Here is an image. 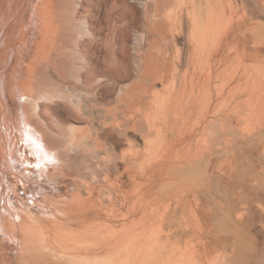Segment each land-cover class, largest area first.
I'll list each match as a JSON object with an SVG mask.
<instances>
[{
  "label": "rangeland",
  "instance_id": "obj_1",
  "mask_svg": "<svg viewBox=\"0 0 264 264\" xmlns=\"http://www.w3.org/2000/svg\"><path fill=\"white\" fill-rule=\"evenodd\" d=\"M53 1L56 5L57 0ZM75 1L77 15L86 16L92 24V37H85L88 40L84 46L88 54L96 58L94 62L99 65V74L107 79L100 85L101 96L104 97L99 99L102 101L86 103L89 118L85 115L79 118L71 112L65 120L66 124L81 128L85 124L84 127L90 129L89 148H95V153L88 152L87 156L95 170L88 173L91 189L89 192L84 190V196L91 194L92 200L102 206L106 217L115 216L112 219L116 229H123L135 219L137 232H142V235L152 233L143 235L145 241L137 240V246L143 245L146 249L154 246L152 249L156 251L162 247L169 249L177 240L176 243L181 245L186 239L196 244L199 237L201 242L196 249L199 248L200 258L203 256L202 264H210L208 260H218L216 263L211 261L214 264L227 263L228 255L230 264H264V107L260 103L262 101L256 105L260 96H264V0H211L214 7L224 9V21L229 19L235 23V28L221 46L214 41L211 45L204 44L197 31L195 35H200L195 38L197 43L189 37L191 23L186 11L188 6H194L192 0ZM196 1L193 0L197 8L203 6L204 0ZM109 43L115 49L110 48ZM110 53L115 54V58L112 57L114 65ZM203 70L210 79L204 80ZM52 74L58 77L56 72ZM111 75L116 78L117 88L114 94L107 96ZM171 87L173 91L166 109L169 122L162 124L151 105V97L153 92L166 93ZM127 89L130 92L134 90L135 96L128 92L131 98H126ZM118 90H125L120 94L124 101L120 95L121 102L118 98L116 100ZM202 93L206 97L201 102ZM249 97L254 98L253 102L248 100ZM126 100H130V105L125 106ZM236 101L242 104H237V107ZM142 109L148 113L151 110L155 119L152 120L151 116L150 123H146ZM221 111L226 114H221ZM203 112L207 115L202 120ZM212 112L215 117L210 116ZM227 117L231 118V130L226 127L228 124H224L225 130L220 125L221 119L226 120ZM249 119L255 120L251 122ZM210 120H215V125H208L210 132H214L211 133L213 137L207 135L210 141L216 135L214 128L216 136L228 129L227 135L232 134L239 140H229L228 143H215L213 140L219 154L204 158L202 154L210 141L202 128ZM133 123L134 128H130ZM166 126L172 127L169 131L173 137L172 155L160 163L155 176L150 175V161L147 165L137 166L139 163L133 165L125 159L124 153L130 148L136 152L144 148V135L153 137L158 128L162 130ZM257 128L261 129L258 134ZM203 133L206 138H203ZM244 137L248 138V143L243 142ZM205 139L208 142L204 143ZM112 141L114 147L110 145ZM256 146L257 155L247 154ZM108 157L112 162H108ZM256 157L261 161L260 167L254 166ZM77 172L71 171L72 178H77ZM111 208H115V212H111L114 211Z\"/></svg>",
  "mask_w": 264,
  "mask_h": 264
},
{
  "label": "bare ground",
  "instance_id": "obj_2",
  "mask_svg": "<svg viewBox=\"0 0 264 264\" xmlns=\"http://www.w3.org/2000/svg\"><path fill=\"white\" fill-rule=\"evenodd\" d=\"M191 2L194 6L189 7L187 3L186 13L191 23L189 37L192 41L201 35L200 40L203 39L206 45L213 43L211 41L218 46L224 45L230 32L235 28V23L229 19L227 22L224 21V9L214 7L211 0H204L202 7L198 2L200 8L195 6L193 0ZM76 7L75 0H57L56 5L53 0H0V264H202L203 256L201 255L202 258H200L199 248L196 249L201 242L199 237L196 239V244L193 243L194 245L188 239L183 245L176 243L179 240L174 239L176 242L172 244V247L167 249L164 246L165 248L162 247L163 249L156 251L152 249L154 246L151 249H146L143 245L137 246V240H144V234L152 233L145 232L142 235V232H137L135 219L123 229L121 227H119L121 230L116 229L115 220L112 219L115 216L106 217L102 212V206L92 200L91 194L86 193L87 196H84V190L89 192L91 189L88 184V173L91 171L93 173L95 170L93 165L91 167L89 164L90 159L87 156L88 152L93 153L95 148L93 147L94 150L89 148L90 129L87 126L84 127L85 124L81 128L72 123L66 124L65 120L71 112L73 116L82 118L85 115V118H89L86 103H94L104 97L101 96L100 85L107 79L104 80L103 75L99 74L97 71L99 65L96 66L94 62L96 58L90 56L84 46V42L88 40L85 37L92 35L93 29H90L92 24L86 16L77 15ZM175 20L176 17L173 21ZM196 31L200 35L196 36ZM195 41V43L198 42L196 39ZM109 47L114 46H110L109 43ZM110 57L111 62H114L112 57L115 58V54ZM113 62L112 65L115 64ZM53 71L58 77L53 76ZM203 74L204 80L210 77L205 72ZM116 88V78L112 76L108 94L104 93L105 91L102 93L107 96L112 95L116 92ZM172 89L173 87L166 93L153 92L152 97L150 96L151 105L157 112L156 116L159 115L160 118L157 117V119L161 120L162 124H167L169 118L166 109ZM201 89L205 92L204 87ZM130 91L126 90V98H131L128 96L129 93L135 92ZM121 92L125 90L119 91L116 100L119 99ZM190 93L192 96L193 93ZM202 94L201 102L204 96L206 97ZM123 98L122 96L121 99ZM252 98L249 97L248 100L251 102ZM121 99H119L120 102ZM129 101H125V103L128 102L125 106L130 105ZM259 102L263 108V94L257 106ZM235 104L237 106L238 101ZM248 104L246 103L247 106ZM220 110L216 111L220 113ZM200 111L202 110L198 112ZM231 111L234 112V109ZM144 112L142 118L146 123H150L151 116L152 120L155 119L151 110L149 113ZM206 112L202 113V120L207 115ZM104 113L107 114L105 111ZM259 114L262 115V112ZM211 115L215 117L213 112ZM218 118L222 117L218 116ZM225 119L220 121L221 128L225 130L224 126L228 124L226 127H230L231 130V118ZM249 120L252 122L255 119ZM214 121L210 120L203 128L201 127L206 131V135L203 133V136L213 137L214 132H210L208 125H215ZM133 125L135 126L133 123L130 128ZM161 129L158 128L153 137L144 135L145 146L141 151L136 152V149L130 148L131 150L124 153L125 159L127 158L126 160L133 165L138 163L137 166L147 165L150 161L152 176L158 172L160 163L172 155L173 137L170 136L171 133L169 134L172 127L166 126ZM214 130L217 135L215 128ZM260 131L261 129H256L257 134ZM227 133L228 129L227 132L215 135L213 140L215 143L239 140L238 137L234 138L232 134L228 136ZM205 136L203 138H206ZM259 136L262 135L259 134ZM206 139L204 143L209 140ZM213 140H209V145L205 151L203 150L204 158L207 155L219 154L215 143L213 146ZM114 141L112 144L110 142V145L113 146ZM244 141L248 143V138L244 137ZM257 146L251 148L252 150L250 149L247 154L257 155ZM109 159L108 162H112L111 158ZM260 163V159L256 157L254 166L260 167ZM72 170L78 171L75 175L77 178H72ZM95 174H97L96 171ZM111 209H114L111 212H115V208ZM111 212L109 211V214H112ZM106 221L109 223L105 224ZM149 237L151 239L152 236ZM155 246L157 247L156 244ZM228 256L230 258V255ZM228 260L224 264H230ZM211 261L208 260V263L214 264L218 260L213 261L214 263Z\"/></svg>",
  "mask_w": 264,
  "mask_h": 264
}]
</instances>
